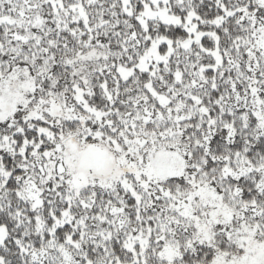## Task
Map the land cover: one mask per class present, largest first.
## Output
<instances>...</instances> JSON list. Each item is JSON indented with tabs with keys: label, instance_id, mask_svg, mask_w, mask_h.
<instances>
[{
	"label": "snow or ice",
	"instance_id": "1",
	"mask_svg": "<svg viewBox=\"0 0 264 264\" xmlns=\"http://www.w3.org/2000/svg\"><path fill=\"white\" fill-rule=\"evenodd\" d=\"M0 264H264V0H0Z\"/></svg>",
	"mask_w": 264,
	"mask_h": 264
}]
</instances>
